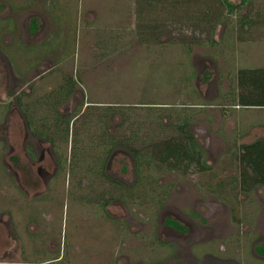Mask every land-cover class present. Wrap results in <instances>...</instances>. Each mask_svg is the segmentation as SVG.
<instances>
[{
	"label": "rangeland",
	"instance_id": "rangeland-1",
	"mask_svg": "<svg viewBox=\"0 0 264 264\" xmlns=\"http://www.w3.org/2000/svg\"><path fill=\"white\" fill-rule=\"evenodd\" d=\"M144 5L0 0V264L56 257L70 264H264V187L246 195L231 185L239 176L231 151L264 138V108L235 107L226 97L238 89V70L264 68V0H194L190 12L223 18L211 36L215 47L206 43L205 23L191 34L170 25L164 4ZM244 18L254 24L241 27ZM155 20L159 35L146 42L141 26ZM195 37L203 44H191ZM72 79L66 97L61 87ZM18 99L41 107L29 110L32 130ZM110 106L111 131L124 123L122 111L133 129L141 124L140 138L156 141L173 134L164 130L169 116L192 114L190 130L212 171L158 173L152 165L159 198L120 199L118 184L133 187L137 179L131 153L110 156L108 179L80 155L90 138L85 125L94 134ZM56 116L70 121L73 141L60 138L65 126L48 140ZM141 143L146 150L149 143ZM95 148L84 154H100ZM72 153L79 156L70 164ZM220 181L225 192L216 190Z\"/></svg>",
	"mask_w": 264,
	"mask_h": 264
},
{
	"label": "trees",
	"instance_id": "trees-1",
	"mask_svg": "<svg viewBox=\"0 0 264 264\" xmlns=\"http://www.w3.org/2000/svg\"><path fill=\"white\" fill-rule=\"evenodd\" d=\"M141 4H145L144 7L154 10L155 6L159 4H164L166 14H169L170 25H181L186 27V29L191 30V34L196 32L197 27L202 26L201 24L205 23L206 29L205 33L210 34V37L206 40V43L211 47H215L218 42L215 40L214 35L217 25L223 20L222 16L215 15V11L205 10L196 13V10L190 12L188 9L193 6L194 0H140ZM247 1V0H244ZM222 3L226 5V0H222ZM229 11L231 13L236 11V6L227 3ZM201 10V8L199 9ZM143 10L140 9V12ZM142 14V13H141ZM143 16V15H142ZM185 19V20H184ZM241 27L246 25L254 24L253 21H249L247 18L240 20ZM264 21V18L263 20ZM151 23L152 25L142 24L141 34H143L142 39L145 40L149 38L146 42L155 41L159 35V25ZM148 36V37H146ZM196 39L191 42V44H203V41L200 37H195ZM184 45H187V42H182ZM76 81L68 83L67 86L61 87V93L66 97H69L74 93V85ZM237 88L232 89L228 94V99L231 100L232 106H240L245 108H264V68H252V69H240L237 72ZM49 94L48 96H50ZM53 95V94H52ZM51 95V96H52ZM19 104H20V99ZM21 109L24 113V118L26 124L31 130L33 129L34 124V115L33 112H29L30 109L41 108L38 102H35V105L30 106L20 104ZM90 106V105H89ZM145 106V105H142ZM152 110V109H151ZM114 115V109H111V106L106 108L105 114L99 119L100 121L96 123L95 129L96 132L93 134L92 129L86 127L87 135L90 137L86 139V145L95 150L96 148H101L100 154H93L91 156L84 154L86 147L83 149V153L80 155L86 156L91 162L99 166L98 172L102 174L105 179H108L107 175V161L111 155L120 149L128 150L134 160L135 173L137 176L136 182L133 187H127L123 184H118L124 188L125 192L120 197L125 201L132 200L134 203L137 200H140L141 196H148L149 199L155 200L159 198V193L155 192V189L151 188L152 186H159L155 175H152L150 168L152 165H155V168L158 173H179L182 175H188L191 173H200L202 175L211 172L212 167L209 166V163L206 160V152L203 147L198 143L195 135L191 132L190 127L193 119L192 114H187L184 117L178 115L174 116L172 119L169 116L170 122L164 128V130H171L173 134L170 137L156 141L153 137V134L147 135L143 138H140V133L138 132L139 123H135V129H133L132 124L129 121H126V113L120 111V115L123 118L124 123L118 126L117 132L110 130V118ZM57 120L53 127L56 128L55 134L53 137L48 140L54 143V140H57L55 136H59L58 133L63 131L61 126H65L62 138L64 141L69 143V140L73 141L74 136H70L72 127L70 121L63 117L60 119L59 116H56ZM156 118L150 120V124H156ZM144 125L148 126V123L143 121ZM126 128L128 131H123ZM62 129V130H61ZM151 128L148 127L149 131ZM50 130V127H44V131ZM126 133V134H124ZM151 131V130H150ZM34 134L38 137H44L43 133H38L37 130H33ZM44 132V133H45ZM153 133V132H151ZM45 138V137H44ZM71 138V139H70ZM91 138H93L91 140ZM145 140V141H144ZM149 143V146L146 150L137 146L139 143ZM79 143V141H78ZM141 143V144H142ZM96 145V146H94ZM80 146V145H79ZM92 154V153H90ZM95 155V156H94ZM79 156V155H78ZM78 156L73 153L69 157L70 164L75 162V158ZM231 157L233 158L232 162L237 164L238 178H235L231 185L233 188L240 187V192L242 194L253 193L258 187H264V138L259 139L253 143L241 144L238 147V151H231ZM66 160V159H65ZM80 162V160H79ZM77 163L76 166H78ZM144 168H146V173L144 174ZM93 170L92 167L88 168V171ZM91 172V171H89ZM211 192H213V184L206 183L204 184ZM216 190L221 189L225 192L226 183L222 181L215 184ZM230 186V185H229ZM220 190V191H221ZM219 191V192H220ZM221 192V193H223ZM105 196V195H102ZM105 200V199H104ZM161 200V199H160ZM105 204L102 207L105 209L109 204L110 200H105ZM127 203V202H125ZM52 261L55 264H70L68 262H63V257L52 258ZM51 260L40 261V264H49ZM60 262V263H57Z\"/></svg>",
	"mask_w": 264,
	"mask_h": 264
},
{
	"label": "crops",
	"instance_id": "crops-1",
	"mask_svg": "<svg viewBox=\"0 0 264 264\" xmlns=\"http://www.w3.org/2000/svg\"><path fill=\"white\" fill-rule=\"evenodd\" d=\"M252 142V141H251ZM251 142H248V143H251ZM248 143H246V144H248Z\"/></svg>",
	"mask_w": 264,
	"mask_h": 264
}]
</instances>
